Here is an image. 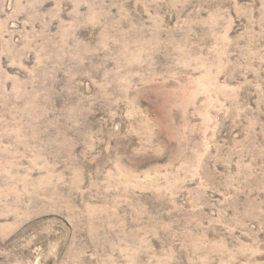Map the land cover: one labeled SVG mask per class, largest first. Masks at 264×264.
<instances>
[{
    "label": "rangeland",
    "instance_id": "1",
    "mask_svg": "<svg viewBox=\"0 0 264 264\" xmlns=\"http://www.w3.org/2000/svg\"><path fill=\"white\" fill-rule=\"evenodd\" d=\"M0 264H264V0H0Z\"/></svg>",
    "mask_w": 264,
    "mask_h": 264
}]
</instances>
